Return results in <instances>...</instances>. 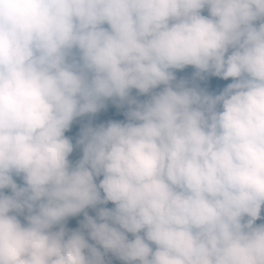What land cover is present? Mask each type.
<instances>
[{
  "label": "clouds",
  "instance_id": "1",
  "mask_svg": "<svg viewBox=\"0 0 264 264\" xmlns=\"http://www.w3.org/2000/svg\"><path fill=\"white\" fill-rule=\"evenodd\" d=\"M262 206L264 0H0V264H264Z\"/></svg>",
  "mask_w": 264,
  "mask_h": 264
},
{
  "label": "trees",
  "instance_id": "2",
  "mask_svg": "<svg viewBox=\"0 0 264 264\" xmlns=\"http://www.w3.org/2000/svg\"><path fill=\"white\" fill-rule=\"evenodd\" d=\"M202 15L207 16L208 12L207 9L205 8L202 13ZM257 24L259 22H256ZM231 51V50H230ZM195 69L192 66H187L186 68L182 70H174L175 75L177 77V80H186L188 82L187 86L192 87V86H197L199 88H203L206 91L212 93V94H219L220 91L223 90L224 87H226L229 83L232 82V79L229 78L227 80L220 79L219 77H214V76H208L204 80H200L198 78H194V73ZM163 88V85L159 86L158 88L154 89V92H158ZM130 95L135 97L138 101H144L148 99V95L146 94H138L136 89H132ZM128 109V105L124 104L123 106L118 107L117 103L108 100L106 101V107L102 110H100L96 114H86L82 117H77L72 125L70 126L69 130L64 133L66 137L70 139V142L74 145L73 152L69 155L68 159L69 161L74 165L81 157H82V147L77 146L76 142L79 139L80 132L82 128L86 125H91L92 127H97L100 124H107L109 121H120V122H126V116L125 112ZM99 179H102V177L97 178V183L99 182ZM15 182L18 185H23V181L20 177H14ZM6 195H11V190L10 189H4L3 190ZM99 207H108L112 208L114 205H112L111 202H109L106 205L97 206V209ZM93 208H86L85 211L90 215L95 217L96 215V210ZM27 212L23 215L18 216V219L21 220V223H26L24 220V215H26ZM261 217L262 219L257 220L255 223L256 224H261L264 223V206L261 208ZM84 219L83 213L78 214L75 217H69L65 223V227L69 230H75L79 227L80 222ZM57 230V228H54L53 231ZM87 238V236H86ZM131 234H129V239H131ZM89 243H94V241L89 240ZM100 246L97 245V248ZM103 251V249H100ZM106 264H123L122 261L119 259L115 258L111 253H107L104 257Z\"/></svg>",
  "mask_w": 264,
  "mask_h": 264
}]
</instances>
